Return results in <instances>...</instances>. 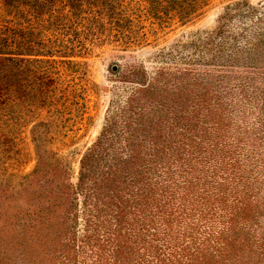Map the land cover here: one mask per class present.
Instances as JSON below:
<instances>
[{
  "label": "rangeland",
  "instance_id": "rangeland-1",
  "mask_svg": "<svg viewBox=\"0 0 264 264\" xmlns=\"http://www.w3.org/2000/svg\"><path fill=\"white\" fill-rule=\"evenodd\" d=\"M190 3L0 0L49 59L0 113L1 259L264 264V0Z\"/></svg>",
  "mask_w": 264,
  "mask_h": 264
},
{
  "label": "trees",
  "instance_id": "trees-1",
  "mask_svg": "<svg viewBox=\"0 0 264 264\" xmlns=\"http://www.w3.org/2000/svg\"><path fill=\"white\" fill-rule=\"evenodd\" d=\"M31 1H46V0H3L4 6H6L7 9H10L8 11L9 14L19 12L22 7L19 2H31ZM207 0H191V3L189 5V13H195L197 12L202 5ZM20 6V9H19ZM187 14V13H185ZM184 14V15H185ZM26 24V21L23 23V25ZM20 25V24H18ZM6 29H10L8 25H5ZM22 27L19 26L17 29ZM24 29H26L24 27ZM10 30H13L11 28ZM14 33V32H13ZM12 34V33H11ZM30 36H33L32 38ZM41 40H36V37L34 35H2L0 34V113H3V117H7L9 115V112H11V108L14 106L13 109H18V102L26 103V96L25 95H18L17 91L14 90V85L17 83L20 85V82L23 80L28 79V72H33L31 65L33 62H49V59H46L47 61H43V59H40L39 57H45L47 55L45 54H36L35 48L41 44ZM12 48L11 50L15 51H9L5 52L4 48ZM38 52V51H37ZM36 57V59L34 58ZM40 97L44 98L43 95H40ZM3 124V123H1ZM6 124V123H4ZM0 129L2 130V125H0ZM0 140H4L5 134H0ZM0 143L4 144L3 141ZM1 145V144H0ZM83 174V173H82ZM2 191H4L5 187H2ZM24 191V195L26 194L28 197H30L29 203H43L44 201H49L50 197L47 195L46 191H34L30 190V187H24L22 189ZM51 193V192H50ZM23 193L22 191H14L12 194V198L14 200H19L22 197ZM71 207L73 208V205L71 203ZM70 207V209H71ZM28 220H30L28 218ZM70 232V229L68 230ZM17 244L20 246L22 245L19 241H17ZM264 245V242L261 243ZM6 248L4 249L5 255H1L2 259L0 258V264H9L8 263V256L6 255ZM19 252V251H17ZM63 253L59 254L58 256L62 255ZM262 258L260 259L261 262H264V249L263 252H261ZM64 254L62 255V257ZM18 257H23V253H20ZM67 257V256H66ZM67 264H70L69 261H67ZM75 264V263H74Z\"/></svg>",
  "mask_w": 264,
  "mask_h": 264
}]
</instances>
